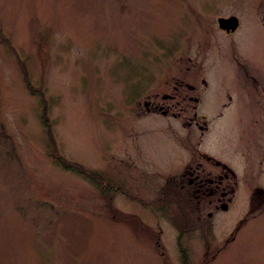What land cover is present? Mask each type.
I'll use <instances>...</instances> for the list:
<instances>
[{"label":"rangeland","instance_id":"rangeland-1","mask_svg":"<svg viewBox=\"0 0 264 264\" xmlns=\"http://www.w3.org/2000/svg\"><path fill=\"white\" fill-rule=\"evenodd\" d=\"M242 44L264 68V0H0V264H264V82L218 101ZM187 67L222 80L203 138L143 106ZM198 145L232 163L226 210L183 176Z\"/></svg>","mask_w":264,"mask_h":264},{"label":"flooded vegetation","instance_id":"flooded-vegetation-1","mask_svg":"<svg viewBox=\"0 0 264 264\" xmlns=\"http://www.w3.org/2000/svg\"><path fill=\"white\" fill-rule=\"evenodd\" d=\"M217 19L218 17L216 20ZM216 22L218 29L221 30L226 37H231L241 26L242 20L239 19V25L235 30L229 32L219 27L218 20ZM244 45L245 44H242V46L238 47L239 50L237 52L234 51L229 55V77L226 80L229 81L230 85L227 87L223 85L224 88L222 87L223 90L221 91L223 98L218 99V101L224 100L221 103L223 109L228 107L230 105L229 103L234 100L238 101L236 103L239 104V101L245 100L249 95L254 96L253 86L256 83L264 82V68L258 64L260 61L255 60L254 63H252L257 53L254 51L251 52L248 49L246 50ZM194 67L196 68L197 66L195 65ZM186 70L184 73L185 78L180 80L179 84L171 85L169 89L170 92L159 95L162 101H154L153 98L152 101H145L143 106L145 112H153L168 118L174 117L185 123L187 127H195L196 130L199 131L197 133L198 137L203 138L204 134L208 133L210 129L207 122V113L209 110L204 107L202 108V104L206 99L205 94L209 91L217 93V87L222 80H215L214 82L208 81L209 76L206 79V76L200 74L198 68V73L195 72V74L198 75L199 79L193 80L192 77L195 75L193 74V76L189 78V68L187 67ZM217 106V103H215L213 111L216 110ZM243 107L246 106L243 105ZM201 108L203 112L200 111ZM250 113L254 116L253 111H250ZM246 129L244 130L246 131ZM192 149L193 150L189 152L188 156L191 162L185 161L182 163L183 165L181 167V170L184 172L183 176L187 179L186 181L188 184H193L195 187L194 191H197L199 195L216 197L215 201L221 200V206H227L222 200H230V197L227 195V191L229 193L227 187L230 181L236 177L234 171L229 168L232 163L228 159V161H224L218 158L211 151L199 145ZM245 155L248 156L249 151H247ZM233 157L237 160L235 155H233ZM255 189L258 193L264 194L263 188L255 187ZM231 190L234 191L233 188H231Z\"/></svg>","mask_w":264,"mask_h":264},{"label":"trees","instance_id":"trees-1","mask_svg":"<svg viewBox=\"0 0 264 264\" xmlns=\"http://www.w3.org/2000/svg\"><path fill=\"white\" fill-rule=\"evenodd\" d=\"M4 39V38H3ZM4 41H7L6 39H4ZM8 42V41H7ZM20 64H21V68H22V70L25 68L24 66V63L21 61L20 62ZM24 71V82H25V85L27 86V88L30 90V92L31 93H35V94H37V93H39V95H40V97H41V102H42V106H43V110H42V123H44L45 125H46V127H47V129H48V134L50 135V138H51V140H52V134H51V132H50V130H51V125H50V123H48V119H47V113H46V102H45V99H44V97H43V92H40L41 90H39V89H35L33 86H32V84H31V82H29V79H28V77H27V74H26V71L25 70H23ZM57 158V160L59 161V163L61 164V165H63V166H65V167H67V166H72V165H69V163L67 162V161H65L64 159H63V157H59V156H57L56 157ZM81 172V169H80V167H78L77 166V172ZM183 220H184V217H183ZM186 226L185 225H183V228H185ZM182 228V229H183ZM186 257V256H185Z\"/></svg>","mask_w":264,"mask_h":264},{"label":"water","instance_id":"water-1","mask_svg":"<svg viewBox=\"0 0 264 264\" xmlns=\"http://www.w3.org/2000/svg\"><path fill=\"white\" fill-rule=\"evenodd\" d=\"M219 26L224 30H233L238 24V19L236 17L230 16L228 18L219 17ZM223 208H226V206H223Z\"/></svg>","mask_w":264,"mask_h":264}]
</instances>
